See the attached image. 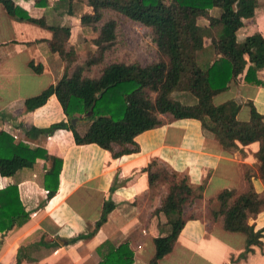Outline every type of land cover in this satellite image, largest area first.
I'll return each instance as SVG.
<instances>
[{"label": "crops", "instance_id": "0c3cea01", "mask_svg": "<svg viewBox=\"0 0 264 264\" xmlns=\"http://www.w3.org/2000/svg\"><path fill=\"white\" fill-rule=\"evenodd\" d=\"M12 1L31 18L69 25L67 41L73 44L69 23H74L75 16L52 11L53 0ZM40 23L16 19L0 3V129L9 132L14 142L40 145L46 150V157L36 158L31 166L0 175V188L16 183L20 203L29 215L22 224L0 231V264H12L19 250V264H87L94 260V248L103 239L130 235L132 264H147L154 252L152 236L168 228L161 212L152 213L160 204V196L149 194L155 176L153 166H148L151 160L186 175L191 185L203 186L202 221L187 217L172 249L157 260L158 264H264V208L248 219L254 229H262V243L252 244L243 255L245 235L226 230L219 219L205 215L208 204L216 206L215 195L222 188L238 193L252 186L264 192L263 180L254 174L258 141H236V148L224 149L197 119H169L164 114L165 123L134 136L135 151L118 156L94 142L75 143L68 128L38 132L36 128L65 119L54 94L30 110L23 103L26 97L54 83L63 71V60L49 45L53 31ZM255 31L264 38V0H256L252 14L242 17L237 39ZM29 60L40 63L41 71H33ZM255 77L259 82L245 81L243 74H238L228 81L227 88L212 96L213 103L232 100L237 105L236 118L246 120L250 102L264 121V64L256 68ZM74 122L77 128L80 122L75 118ZM83 128L80 124L77 129ZM117 148L113 145L114 150ZM53 156L60 157L61 164L54 193L48 195L52 179L44 181V173L51 169ZM246 169L249 180L244 177ZM105 198L114 204L106 220L91 236L65 243L90 227ZM196 249L198 254H194Z\"/></svg>", "mask_w": 264, "mask_h": 264}, {"label": "trees", "instance_id": "16d2710c", "mask_svg": "<svg viewBox=\"0 0 264 264\" xmlns=\"http://www.w3.org/2000/svg\"><path fill=\"white\" fill-rule=\"evenodd\" d=\"M0 3L16 19L40 21L50 27L53 35L49 45L64 62L62 74L54 83L23 100L28 110L44 103L50 94H54L60 104L65 119L36 128L38 132L68 128L75 143L94 142L110 150L112 156H118L137 149L136 134L165 123L162 114L169 119L195 118L224 149L236 148V141L246 144L257 140L254 174L264 182L262 115L249 102V117L240 120L235 116L237 105L232 100L216 104L212 101V96L227 88L228 81L240 73L245 81L259 82L255 70L264 64V38L257 31L241 40L236 36L242 17L252 14L256 0H53L50 9L57 14L75 16L74 6L78 3H84L88 9L79 16L81 31L92 33L89 41L97 53L79 65L72 62L73 46L65 47L70 35L69 25L31 18L12 0H0ZM109 11L146 26L156 46L157 58L145 64L110 61L97 74L86 75L83 71L101 63L104 50L116 38V19L103 17V12ZM198 17L204 18L206 23L200 24ZM205 37L209 39L207 44H204ZM28 65L35 72L41 71L40 63L29 60ZM72 118L84 123L83 130L76 128ZM113 145L119 148L114 150ZM39 157H46L42 146L14 142L9 132L0 129V175L8 176L18 168L31 166ZM60 164V157L53 156L51 169L44 173V181L52 179L48 195L54 193ZM155 164L156 161L151 160L148 166ZM244 177L249 180L248 169L244 170ZM156 180L166 183V192L152 213L164 215L168 230L152 236L154 252L147 264H158L157 260L172 249L186 220L184 204L202 197V184L191 185L186 175L178 176L164 166L156 167L149 185ZM215 199L217 204L210 209L212 219H219L226 230L245 235L241 255L249 251L252 244L262 243V229H254L248 219L264 208V192H257L252 186L238 193L232 188H222ZM113 206L112 200L105 198L99 216L90 227L69 237L65 243L91 236ZM28 217L18 198L16 183L2 186L0 231L20 225ZM95 249L101 257L96 264H132L133 250L127 241L115 244L105 238ZM19 253L20 250L16 251L12 264L20 263Z\"/></svg>", "mask_w": 264, "mask_h": 264}, {"label": "rangeland", "instance_id": "374dc122", "mask_svg": "<svg viewBox=\"0 0 264 264\" xmlns=\"http://www.w3.org/2000/svg\"><path fill=\"white\" fill-rule=\"evenodd\" d=\"M74 8L76 11V15H75L76 20L73 21L74 23H69L71 25L70 40L73 41L72 46L74 49V53H73L74 61H72L73 65H79L86 58L97 53V51L94 48L93 44H91L89 41V37L90 35H92V33L88 31L87 32L81 31L82 18H80L79 16L88 10L86 5L84 3H78L74 6ZM107 16H113L117 21L116 38L112 42V44L107 49L104 50L102 56L103 58L102 62L96 65H92L88 70H84L83 71L84 74L95 75L99 72V69L104 64L110 61L138 62L140 64H145L157 58L156 46L151 38V33L146 26L120 13H113L110 11L105 13L103 12V17H107ZM70 18H68L67 20H69ZM198 22L200 24H205L206 20L202 17H198ZM208 42L209 39L205 37L204 44H207ZM68 45H69L68 41L66 40L65 47L67 48ZM167 117L169 116L167 115ZM83 124L84 123L82 122L81 125ZM77 128L78 129L80 128V124L77 125ZM159 166L160 167L164 166L166 169L169 170L166 164H163L161 161H156V164L153 165V168L156 169V167ZM180 175L181 173L178 174V176ZM165 192H166V183L159 182L156 180L155 183L151 186L149 194L150 195L158 194L161 199V196ZM212 207H214L212 204H208L209 209L208 212L205 213V215L210 216L211 219L212 217L210 214V209ZM183 216L186 218L197 217L199 221H202V197L195 198L190 203L184 204ZM167 230L168 228L165 231H163V233L166 232ZM130 236L123 237L121 239L114 237H109V238L115 244H118L122 241H127L129 246L132 248L131 244L133 245V243H131ZM180 248L181 247L179 246L178 250H180ZM198 251L199 250L196 249V252L194 254H198L199 253ZM178 255L179 254H177L175 258H177ZM133 257H134V251H133ZM179 257H182V255H180ZM100 258H101L100 255L97 253L96 249L94 248V260H92L87 264H96L98 261H100ZM181 260L182 259H179L180 263H183V261ZM195 261L198 262L197 259H195ZM164 264L167 263L164 262Z\"/></svg>", "mask_w": 264, "mask_h": 264}, {"label": "water", "instance_id": "95a60500", "mask_svg": "<svg viewBox=\"0 0 264 264\" xmlns=\"http://www.w3.org/2000/svg\"><path fill=\"white\" fill-rule=\"evenodd\" d=\"M71 122H74V118L71 119Z\"/></svg>", "mask_w": 264, "mask_h": 264}]
</instances>
